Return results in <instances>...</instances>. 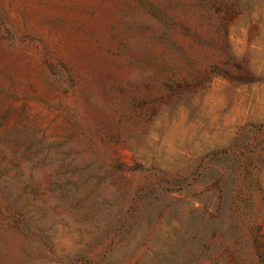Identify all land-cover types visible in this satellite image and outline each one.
<instances>
[{
  "label": "rangeland",
  "instance_id": "1",
  "mask_svg": "<svg viewBox=\"0 0 264 264\" xmlns=\"http://www.w3.org/2000/svg\"><path fill=\"white\" fill-rule=\"evenodd\" d=\"M0 264H264V0H0Z\"/></svg>",
  "mask_w": 264,
  "mask_h": 264
}]
</instances>
